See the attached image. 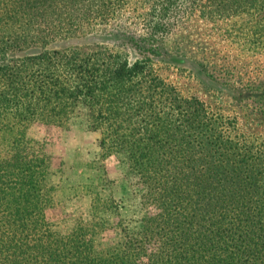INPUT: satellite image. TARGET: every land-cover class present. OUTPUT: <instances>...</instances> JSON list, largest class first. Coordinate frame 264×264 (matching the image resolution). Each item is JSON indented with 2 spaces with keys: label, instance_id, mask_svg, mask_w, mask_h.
I'll return each mask as SVG.
<instances>
[{
  "label": "trees",
  "instance_id": "1",
  "mask_svg": "<svg viewBox=\"0 0 264 264\" xmlns=\"http://www.w3.org/2000/svg\"><path fill=\"white\" fill-rule=\"evenodd\" d=\"M123 1L0 0V264H264V133L183 95L150 55L132 62L103 45L48 47ZM179 1L150 5L153 45ZM211 3L231 14L251 0ZM84 110L155 205L140 232L123 227L100 247L84 220L52 231L47 209L61 185L46 143L28 136L36 122L68 128Z\"/></svg>",
  "mask_w": 264,
  "mask_h": 264
},
{
  "label": "rangeland",
  "instance_id": "2",
  "mask_svg": "<svg viewBox=\"0 0 264 264\" xmlns=\"http://www.w3.org/2000/svg\"><path fill=\"white\" fill-rule=\"evenodd\" d=\"M153 2L125 0L106 20H92L78 34L48 47L103 45L128 54L132 62L150 55L156 73L183 95L198 96L216 112L239 119L246 131L264 133V0H251L231 14H223L212 0H180L164 29L156 32L154 45L145 19ZM140 43L158 47L160 55ZM85 112L73 117L68 128L36 122L28 136L46 143L52 181L61 185L56 204L47 209L52 231L71 233L84 220L100 247L117 239L123 227L140 232L143 217L154 213L155 205L143 201L145 185L123 154L100 145L101 135L89 129Z\"/></svg>",
  "mask_w": 264,
  "mask_h": 264
}]
</instances>
